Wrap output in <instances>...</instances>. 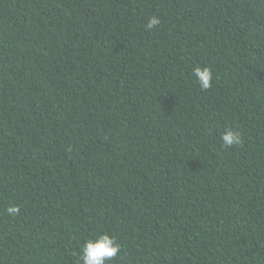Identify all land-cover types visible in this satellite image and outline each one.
Returning <instances> with one entry per match:
<instances>
[{
	"label": "trees",
	"instance_id": "obj_1",
	"mask_svg": "<svg viewBox=\"0 0 264 264\" xmlns=\"http://www.w3.org/2000/svg\"><path fill=\"white\" fill-rule=\"evenodd\" d=\"M104 232L110 264H264V0H0V264Z\"/></svg>",
	"mask_w": 264,
	"mask_h": 264
},
{
	"label": "clouds",
	"instance_id": "obj_2",
	"mask_svg": "<svg viewBox=\"0 0 264 264\" xmlns=\"http://www.w3.org/2000/svg\"><path fill=\"white\" fill-rule=\"evenodd\" d=\"M161 20L156 15L151 16L146 23V28L151 30L157 28ZM192 75L199 83L201 90H208L212 87L213 72L207 66H197L192 69ZM222 146L230 148L238 146L242 143L239 131L227 130L220 135ZM19 207L10 206L6 209L9 216L19 214ZM121 252V246L114 236H110L107 232L97 235L95 239L87 238L80 252V261L82 264H110Z\"/></svg>",
	"mask_w": 264,
	"mask_h": 264
}]
</instances>
